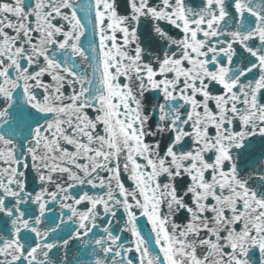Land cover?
<instances>
[{"label":"snow or ice","instance_id":"1","mask_svg":"<svg viewBox=\"0 0 264 264\" xmlns=\"http://www.w3.org/2000/svg\"><path fill=\"white\" fill-rule=\"evenodd\" d=\"M0 264H264V0H0Z\"/></svg>","mask_w":264,"mask_h":264}]
</instances>
